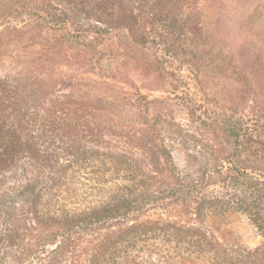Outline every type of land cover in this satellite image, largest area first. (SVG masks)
I'll return each mask as SVG.
<instances>
[{
	"label": "trees",
	"instance_id": "obj_1",
	"mask_svg": "<svg viewBox=\"0 0 264 264\" xmlns=\"http://www.w3.org/2000/svg\"><path fill=\"white\" fill-rule=\"evenodd\" d=\"M210 1L57 3L95 38L120 35L127 47L152 42L169 49L167 60L150 53L157 71L163 64L196 68L194 56L213 38L201 18ZM27 64L0 73V264H264V151H212L183 179L170 169L163 136L121 121L116 98L55 93L38 66ZM231 65L226 57L217 66ZM221 120L230 126L225 136L237 142L240 119ZM83 162L116 181L100 185L94 203L68 207L66 175ZM211 185L215 190L205 194ZM230 209L247 217L257 245L221 241L207 225L209 215ZM147 241L154 246L149 253Z\"/></svg>",
	"mask_w": 264,
	"mask_h": 264
},
{
	"label": "rangeland",
	"instance_id": "obj_2",
	"mask_svg": "<svg viewBox=\"0 0 264 264\" xmlns=\"http://www.w3.org/2000/svg\"><path fill=\"white\" fill-rule=\"evenodd\" d=\"M205 6L202 24L213 38L194 56L196 68L163 64L152 71L150 53L167 60L169 49L152 42L127 47L120 35L95 38L57 0H0V73L30 67L32 60L55 93L116 98L119 119L163 136L173 157L170 169L186 179L212 151L249 145L264 151V0H212ZM226 57L232 65L219 69ZM226 116L241 121L237 142L225 136ZM77 164L66 175L68 207L94 203L99 186L116 181L102 178L94 162ZM214 190L211 185L205 194ZM206 223L221 241L254 247L260 240L240 211L217 212ZM153 249L147 241L146 253Z\"/></svg>",
	"mask_w": 264,
	"mask_h": 264
}]
</instances>
